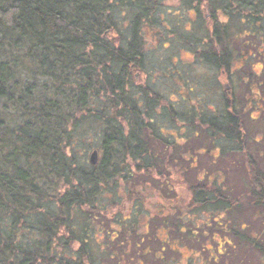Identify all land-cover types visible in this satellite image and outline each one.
<instances>
[{
	"label": "trees",
	"instance_id": "1",
	"mask_svg": "<svg viewBox=\"0 0 264 264\" xmlns=\"http://www.w3.org/2000/svg\"><path fill=\"white\" fill-rule=\"evenodd\" d=\"M164 1L0 0V264H144L162 261L160 253L177 239L194 248L188 264H222L231 247L243 249L242 254L257 252L264 260V213L259 212H264V172L245 150L234 92L227 86L217 109L207 101L197 102L196 109L192 101L178 100L187 107L181 112L162 106L151 86L133 91L145 62L143 35L166 19L160 15ZM178 4L193 12V26L165 31L194 51L193 64L182 62L185 69L197 62L233 81L238 72L233 62L255 57L248 50L244 56L240 47L235 54L233 44L248 46L251 39L264 46V0ZM174 67L168 76L181 81ZM252 77H244L246 86L258 87ZM182 87L175 96H185ZM256 106L254 99L252 111L262 112ZM158 108L172 123L183 119L190 127L199 115L208 133L229 145L214 149L245 157L250 184L242 199L209 180L189 185L191 197L181 207L167 166L178 165L173 161L183 159L182 143L196 136L191 129L164 136L157 126ZM95 130L92 141L85 139ZM89 142L98 155L94 164L86 148L81 155L75 152ZM188 158L192 169L195 160ZM143 185L151 194L159 192L161 202L153 215L163 229L156 227L152 235L147 226L152 215L143 193L135 191ZM121 190L128 195L124 207ZM164 200L171 204L167 212ZM113 207L118 212L108 221L105 215ZM244 207L254 213L243 216L261 225L256 236L243 218L233 224L223 219ZM141 214L144 234L139 233ZM215 229L228 240L217 242ZM206 232L215 243L212 249L190 244ZM164 238L168 245L161 244Z\"/></svg>",
	"mask_w": 264,
	"mask_h": 264
},
{
	"label": "rangeland",
	"instance_id": "2",
	"mask_svg": "<svg viewBox=\"0 0 264 264\" xmlns=\"http://www.w3.org/2000/svg\"><path fill=\"white\" fill-rule=\"evenodd\" d=\"M160 5L162 6L160 7L163 12L159 14L164 15L166 19L161 24L159 23V25L154 26L152 31L147 32L145 30L146 32L143 35L145 62L142 71L137 73L134 83L132 82L133 91L137 92V90H139L142 86H151L152 89L162 97V106L166 108L169 105H172L175 106L176 110L184 112L187 107L183 106L178 100H181L182 102H184V100H188L190 102L192 101V103L195 104L194 107L196 109L199 108L197 102L202 104L206 101L209 102V104L215 109L220 106L222 108V91L224 92L228 86L229 90L234 92L232 98L236 103V112L241 115L245 150L251 155L252 159L255 160L256 166L264 172V46L260 44L258 40L254 41L251 39L248 46H239L238 43V45L233 44L235 48L232 49L235 54L237 49L240 47L243 49L242 51H244L242 52L244 56L247 54V50L250 51L251 55L255 56H250V61H248V63L244 62V57L241 61L237 60V62H233L232 68L235 70L238 69V72L234 74L235 79L233 81L228 75H226V73L223 74L220 71L215 73L214 71H211L207 65H200L197 62L194 64L195 66H193V68L190 66L185 69L184 66H182V62L193 64L195 60L194 51H191L189 48L184 46L183 42L177 37H173L171 34L166 33L165 30L170 27L171 29L177 27L176 29L180 30L181 28L183 29L193 26L191 22L194 20V14L192 11H185L178 4V0L164 1ZM174 65V68H179L181 72V81H178V76H174L172 79L168 76L169 70L172 69ZM250 73L253 75V79L251 81L258 83V87L255 85L256 87L254 88L253 83L252 88L247 87L249 85L246 78L249 77ZM239 75L241 78L243 77L241 79L242 82L238 78ZM179 86L184 87V90L183 87L182 90L187 98L185 96L183 97L179 92L177 93V96H175V89ZM188 88L192 89V93L190 95L187 92ZM137 96L139 97V95ZM254 99L257 100L259 106H256L255 109L259 110L260 108L262 112L252 111L250 103ZM157 112L159 115L157 126L162 129L164 136L169 137L168 135H165L167 134V131H169V133L175 132V136L185 133L187 134V130L189 129H191L196 136L194 138L190 136L187 138L188 141H186V143H182V152L179 151L181 149L176 150L182 154L183 158L178 159L176 163L173 161L174 164L178 165L174 166L171 163L170 166H167L169 167V173L172 178L171 180L174 184L173 192H175L181 207L183 208L191 197V193L188 190L189 185L209 183V180H211L210 182H214V180H216L220 186L223 185L224 189H226L225 191H228L233 198L242 199L243 195L246 193V187L250 184L248 178L245 176V172L243 171L245 167V160L243 158L245 157L236 154L235 150L234 152L228 150L224 153L221 152L222 148L219 150L214 149L215 147H226L229 145H227L226 141L220 144V138L217 135H210L208 133V124L206 125L200 123L198 120L199 115H197L192 122L194 126L190 127L186 125L188 122L183 121V119L176 118V122L172 123L169 121L168 116L165 115L166 113H164L165 116L162 115L164 110L161 108H158ZM253 119H255V121ZM96 132V130L94 133L90 131L85 135V139L92 141L91 138L94 137L93 134ZM213 138L216 139L215 142L212 140ZM255 140L257 142H255ZM89 145L90 142L85 147L82 146L76 148L75 152H77L78 155H81L83 149L86 148L89 151L87 156L88 159L89 155L92 154L91 148L93 147L94 149V145L92 147ZM183 152H187L186 155L183 154ZM188 157L195 160V163L192 164V166H194L192 169L190 168V158ZM175 167L182 168L185 170V173H180V171L175 170ZM154 175H156V173ZM142 187H144V185L136 186L137 189L135 191L143 193L144 204L147 208L146 211L152 215V219L147 222V226L149 227L148 233L152 235L154 234L156 227H160V230L163 229L159 220L153 215V212L157 209H154V206L161 203L157 195L159 192L156 191L157 194L155 193L154 195L149 193V191H151L148 188L149 186H145V189ZM164 193L165 192H163V194ZM119 194V200H123V198H125L121 205H123V207L127 206L126 198L128 195H126L125 190L119 191ZM162 202L163 208L165 209V212H167L171 204L168 203L167 200ZM245 206L247 207V205ZM246 207L243 208L244 210H242L241 213L235 212L233 216H225L223 219H229V222L233 224L236 220L243 218L244 222L249 225V233L256 236V233L258 234V229H260L261 225L256 221L252 224L250 217H245L246 214L251 215V213H254L250 207L249 209ZM108 211L109 212L105 216L108 221H112L115 217L114 213L118 212V208L113 207L108 209ZM259 212L260 215L264 213L261 211ZM143 218L144 215L141 214L139 224V233L141 234H144L143 232L146 229V227L143 226V223H141ZM205 234H207V236L200 233L197 234L198 236L195 238L197 240L191 239L190 244L195 245V242L198 244L202 242V245L212 249L213 245L215 246V243L213 240H209L211 234L209 232H206ZM214 234L217 242H221L223 244V241L228 240L227 234H222L220 230L215 229ZM162 236H164V234ZM183 238L186 241L188 240V238ZM165 239L166 238L160 242L161 244L168 245ZM146 244L147 241L144 242V245ZM156 246H153V248L156 249ZM223 246V249H226L225 245ZM171 247L172 248L169 249V247L165 246L164 251L160 253L162 261L151 260L144 262V264H188V256L195 253L193 250L194 248H191V246L188 245V242L183 243V239L182 241L180 239L175 240V243L172 244ZM241 250L243 249L231 247L228 250V253L223 255L224 258L222 257V264H264V260H260V255L257 252L253 254H251V252L250 254H242ZM151 251L154 252L155 250ZM151 255L152 254H150V256Z\"/></svg>",
	"mask_w": 264,
	"mask_h": 264
},
{
	"label": "water",
	"instance_id": "3",
	"mask_svg": "<svg viewBox=\"0 0 264 264\" xmlns=\"http://www.w3.org/2000/svg\"><path fill=\"white\" fill-rule=\"evenodd\" d=\"M96 160H97V153L94 152L91 154L89 161L94 164L96 163Z\"/></svg>",
	"mask_w": 264,
	"mask_h": 264
},
{
	"label": "flooded vegetation",
	"instance_id": "4",
	"mask_svg": "<svg viewBox=\"0 0 264 264\" xmlns=\"http://www.w3.org/2000/svg\"><path fill=\"white\" fill-rule=\"evenodd\" d=\"M227 88V87H226Z\"/></svg>",
	"mask_w": 264,
	"mask_h": 264
}]
</instances>
